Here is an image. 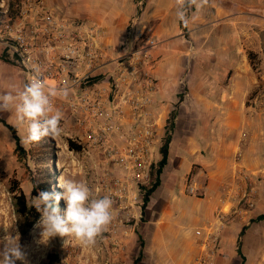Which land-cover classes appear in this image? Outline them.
I'll list each match as a JSON object with an SVG mask.
<instances>
[{"label":"crops","instance_id":"1","mask_svg":"<svg viewBox=\"0 0 264 264\" xmlns=\"http://www.w3.org/2000/svg\"><path fill=\"white\" fill-rule=\"evenodd\" d=\"M45 5L57 18L98 29L105 47L123 44L133 28L152 29L161 123L181 89L184 97L174 106L167 161L137 232L144 261L151 256L154 264H190L199 251L194 230L213 222L229 202L234 165L250 179V173L264 171V109L251 108L255 97L264 100V0H208L201 10H188L184 28L175 0H45ZM0 64L20 72L16 64ZM173 166L176 175L168 173ZM168 177L178 194L165 191L153 202ZM186 187L198 196L185 194ZM235 228H224L215 264L230 263Z\"/></svg>","mask_w":264,"mask_h":264},{"label":"built area","instance_id":"2","mask_svg":"<svg viewBox=\"0 0 264 264\" xmlns=\"http://www.w3.org/2000/svg\"><path fill=\"white\" fill-rule=\"evenodd\" d=\"M0 14V44L23 74L24 84L32 65H39L50 86L70 87L68 100L54 103L59 107L64 102L87 142L102 151L106 177L100 181L101 189L121 203L129 200L133 188L147 187L161 128L155 109L159 88L152 68L158 41L152 29L133 28L123 44L105 47L98 29L57 18L45 0H20L12 7L3 3ZM97 77L101 78L91 82ZM251 108L264 109V100L255 97ZM115 135L122 141L114 140ZM240 156L238 149L236 158ZM238 172L240 182L232 189L236 204L227 212L219 210L204 229L194 230L199 251L190 264H215L226 225L253 207L252 181ZM186 190L191 195L196 191Z\"/></svg>","mask_w":264,"mask_h":264},{"label":"rangeland","instance_id":"3","mask_svg":"<svg viewBox=\"0 0 264 264\" xmlns=\"http://www.w3.org/2000/svg\"><path fill=\"white\" fill-rule=\"evenodd\" d=\"M63 1L73 3L76 0ZM19 2L20 0H0V10L3 3L12 7ZM0 49V61L15 65L1 44ZM3 55L12 62L2 59ZM99 78L101 77L91 82ZM23 86L22 73L0 64V94L13 87L22 89ZM74 94L76 95V91ZM183 97L184 89H181L173 100L175 105H171L169 112L164 116V121L160 123V147L165 138L171 136L174 106ZM58 108L64 113L62 121L64 133L58 139L46 137L38 143L22 142L25 132L23 128L14 126L13 113L0 111V119L14 128L15 136L18 138L16 145L10 131L0 123V237L5 235L3 226H7L13 236L19 234V243L25 254V260H18L16 264H154L155 260L151 256L144 261L143 242L138 236L137 228L144 217L143 195L156 177L157 163L160 159L158 148L153 154L154 162L153 169L150 168L149 185L133 188L129 193V200L125 202H115L110 196L113 201V219L108 230L93 247H82L74 239L66 237H55L44 243L41 241L40 218L29 228L24 216L16 212L15 199L22 197L26 207L33 211L32 214L40 216L31 206L32 198L38 193L36 188L46 184L48 191H51L62 175L65 178L85 181L94 196L108 195L100 187V181L106 177L102 151L87 142L85 131L78 127L76 115L72 114L66 104ZM235 161H237L236 154ZM173 167L168 173L176 175L174 173L176 167ZM238 173L234 165L232 181H230L233 185L232 189L240 182ZM250 177L255 189L254 205L249 212L242 213L234 222L226 225L236 227L230 251L233 257L229 264H264V219L259 218L264 213V171L252 172ZM169 179L168 177L167 182H164V185L153 194L151 198L153 202L166 193L165 191L178 194L177 188L171 187ZM232 189L228 196L229 202L221 209L223 212H227L233 204H236L232 199ZM184 193L189 194L187 190H184ZM194 195L198 196V192L195 191ZM262 199V209L259 212L256 206ZM59 207L63 213L65 208L63 201L60 202ZM239 207H242V204H239ZM182 225H186V222L182 221Z\"/></svg>","mask_w":264,"mask_h":264},{"label":"clouds","instance_id":"4","mask_svg":"<svg viewBox=\"0 0 264 264\" xmlns=\"http://www.w3.org/2000/svg\"><path fill=\"white\" fill-rule=\"evenodd\" d=\"M208 0H175V15L185 27L189 24V9L201 10ZM70 87L50 86L42 78L39 65H32V74L23 88L13 87L0 94V111H9L14 116V126L23 128L24 143H38L44 138L58 139L64 133V113L54 101H67ZM59 189V191L57 190ZM63 201V213L59 207ZM31 206L40 214L41 241L47 243L55 237L72 238L80 246L96 245L113 219V201L109 195L94 196L92 189L83 180L58 178L51 191L40 190L31 200ZM5 235L0 237V264H16L25 260L19 234H11L3 226ZM66 239V242H67Z\"/></svg>","mask_w":264,"mask_h":264},{"label":"trees","instance_id":"5","mask_svg":"<svg viewBox=\"0 0 264 264\" xmlns=\"http://www.w3.org/2000/svg\"><path fill=\"white\" fill-rule=\"evenodd\" d=\"M0 17H1V14H0ZM181 26H182V28H184L183 24H181ZM248 58L250 59V63L253 66V55L251 53L248 54ZM2 59L6 60V61H11L10 59L6 58L5 55L2 56ZM0 123H2L3 126H5L10 131V133L12 134V137L15 141V144L18 145V138L15 136L14 128L9 126L8 124H5V122L1 119H0ZM169 141H170V138L166 137L163 144L159 148L160 159L157 163L156 177H155L154 181L152 182L150 188H148L143 195V204H142L143 208L142 209L145 208V206L148 202L149 196L152 194V192L159 185V175H160V173H161V171H162V169L165 166L166 161H167V152H168ZM151 169H153V165L151 166ZM151 175H152V173H151ZM45 185H43V184L39 185L36 188L37 191L39 192L40 190H48L47 186H45ZM15 206H16V212L19 215L24 216V219L27 222V227L31 228L39 220L40 216H37L36 214H32L33 211L26 207L22 197H16ZM142 215H143V210H142ZM259 218L264 219V213L261 216H259Z\"/></svg>","mask_w":264,"mask_h":264},{"label":"bare ground","instance_id":"6","mask_svg":"<svg viewBox=\"0 0 264 264\" xmlns=\"http://www.w3.org/2000/svg\"><path fill=\"white\" fill-rule=\"evenodd\" d=\"M65 104H64V102L62 103V105L61 106H64ZM60 107V106H59ZM114 140H116V141H118V142H121L122 140L121 139H119L116 135L114 136Z\"/></svg>","mask_w":264,"mask_h":264}]
</instances>
